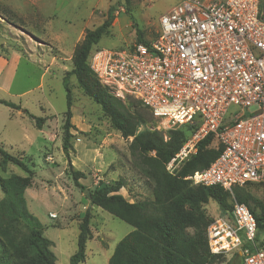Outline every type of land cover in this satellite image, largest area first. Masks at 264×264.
<instances>
[{"label": "built area", "instance_id": "obj_1", "mask_svg": "<svg viewBox=\"0 0 264 264\" xmlns=\"http://www.w3.org/2000/svg\"><path fill=\"white\" fill-rule=\"evenodd\" d=\"M87 64L111 95L140 102L168 130L198 124L167 164L170 174L213 134L222 150L207 168L186 178L191 185L232 194L264 181L260 0H177L160 16L159 33L148 45L94 49ZM231 107L238 110L228 117ZM206 236L214 255L237 254L242 264H264V233L257 234L255 217L244 204L233 202L229 213L215 217Z\"/></svg>", "mask_w": 264, "mask_h": 264}, {"label": "trees", "instance_id": "obj_2", "mask_svg": "<svg viewBox=\"0 0 264 264\" xmlns=\"http://www.w3.org/2000/svg\"><path fill=\"white\" fill-rule=\"evenodd\" d=\"M260 8L264 10V0H260ZM114 11V8H110L107 19L100 26L85 31L71 57L72 68L62 78L66 110L61 148L68 166L67 173L75 186L84 189L79 180L85 179L86 175L75 170L70 162V152L73 151L70 130L73 125L70 123L72 99L69 78L74 76L78 88L101 108L111 126L123 138H132L129 145L132 167L149 185L151 194L143 200L127 201L119 193L126 187V180L122 178L89 191L86 199L90 208L86 209L78 226L76 251L70 257L69 264L85 262L93 207L133 228L116 244L108 264L219 263L222 256L212 254L208 247L206 230L213 219L207 218L204 206L212 200L218 205L220 214L224 215L230 212L233 202L246 205L255 217L258 235L264 233V206L244 187L235 188L230 194L216 186H193L186 179L194 172L207 168L220 154L221 145L211 147L213 134L199 141L196 153L182 163L176 174H170L166 166L187 141L186 129L193 133L198 124H187L165 133L138 132L141 125L151 120L150 111L145 106L143 109L129 106L100 85L88 67L87 58L93 46L109 32ZM135 43L148 45L150 42L144 39L141 31L136 30ZM0 104L21 111L38 129L45 123V118L32 115L20 105L3 100H0ZM8 163L19 167L27 176L0 177V190L3 193L0 199V264H56L52 241L44 236V227L27 207L25 190L31 186L32 171L22 160L0 147V166L4 168ZM256 210L259 212L256 213ZM233 257L241 261L237 254Z\"/></svg>", "mask_w": 264, "mask_h": 264}, {"label": "rangeland", "instance_id": "obj_3", "mask_svg": "<svg viewBox=\"0 0 264 264\" xmlns=\"http://www.w3.org/2000/svg\"><path fill=\"white\" fill-rule=\"evenodd\" d=\"M176 2L177 0H64L60 4V9L63 8V14L60 16H68V18L63 22L60 17L56 27H65L68 35L75 38L80 29L91 30L100 26L107 19L109 9L114 8V18L109 32L102 36L92 50L126 51L136 42V30L143 33L146 41H153L159 33L160 16ZM120 13L124 14L115 18ZM63 64L69 71L71 70V59L63 61ZM21 69L19 74L23 76L24 70L26 75L25 82L21 80V86L27 89L36 86L41 75L40 71L31 66L26 68L22 66ZM48 77L44 78L42 94L35 91L21 102L31 114L46 119L42 127L47 140L41 136L42 138L38 137V142L33 146L9 147L3 142L6 136L2 135L0 147L22 160L32 171L31 186L25 190L28 210L44 227V236L52 241L56 264H69L70 257L76 251L78 226L88 209L85 190L92 191L100 185L113 184L122 178L126 180V187L119 193L129 200L149 198L151 191L146 181L132 167L129 154L132 138H123L111 126L101 108L78 88L74 76H70L69 87L72 99L70 123L73 125L70 130L73 147V151L70 152V162L75 170L86 175L85 179L79 180L84 189L75 186L67 173L68 166L61 148L66 92L60 81V73L52 72L50 74L52 81L51 79L48 81ZM125 102L138 109L144 107L133 99H126ZM255 109V106L251 107L249 112ZM236 110L238 109L231 107L228 117ZM6 114L7 109L0 107V130L5 127L3 130L9 132L15 126L6 121ZM24 119L30 123L28 117ZM144 130L162 133L168 131L164 120L152 114L151 120L138 128V132ZM186 132L189 140L193 133L188 129ZM40 143L42 146L39 147ZM211 147H217L215 139ZM181 166L182 164L176 167V172ZM13 175L27 176L24 171L11 163L4 168L0 166V177L6 179ZM244 189L264 206V181L245 185ZM2 195L0 190V199ZM204 211L210 220L220 215L218 205L212 200L204 206ZM258 212L259 210H256V213ZM91 216L89 226L91 235L86 243L85 262L81 264H108L116 244L133 228L100 208L93 207ZM221 256L219 263L216 264L241 263L233 256Z\"/></svg>", "mask_w": 264, "mask_h": 264}, {"label": "crops", "instance_id": "obj_4", "mask_svg": "<svg viewBox=\"0 0 264 264\" xmlns=\"http://www.w3.org/2000/svg\"><path fill=\"white\" fill-rule=\"evenodd\" d=\"M63 1L0 0V100L9 101L24 108L22 100L35 91L42 94L44 78L49 76L48 81L49 79L52 81L50 77L52 72L60 73L62 82L63 73L69 71L63 61L71 59L75 46L82 40L86 30V28L80 29L74 38L68 35L65 27H56L60 17L63 22H66L68 18V16H60L63 14V8L60 9ZM121 14L124 13L118 14L115 18ZM22 66L25 68L31 66L40 71L39 82L33 88L27 89L21 86V80L25 82L26 77L24 70L23 76L19 74ZM0 107L7 109L6 121L15 126L13 129L10 128L9 132L3 130L5 127L0 130V136H6L3 142L9 147L33 146L38 142V137L42 138L41 136L47 140L44 135V126L38 129L32 120L29 119L30 123L25 121L24 118L27 116L21 111L1 104ZM122 196L127 201L133 202L126 196ZM88 208H90L89 204Z\"/></svg>", "mask_w": 264, "mask_h": 264}, {"label": "water", "instance_id": "obj_5", "mask_svg": "<svg viewBox=\"0 0 264 264\" xmlns=\"http://www.w3.org/2000/svg\"><path fill=\"white\" fill-rule=\"evenodd\" d=\"M260 112H261V111H257V113H260ZM85 194H86L87 197H89V194H90V193H89L88 190H85Z\"/></svg>", "mask_w": 264, "mask_h": 264}]
</instances>
